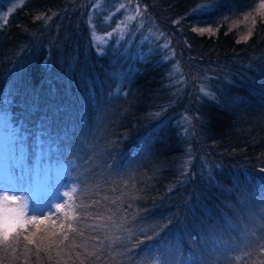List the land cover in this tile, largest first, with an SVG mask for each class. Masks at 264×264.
<instances>
[{
  "label": "trees",
  "instance_id": "16d2710c",
  "mask_svg": "<svg viewBox=\"0 0 264 264\" xmlns=\"http://www.w3.org/2000/svg\"><path fill=\"white\" fill-rule=\"evenodd\" d=\"M76 1L24 0L1 22L0 108L32 156L40 148L69 164L83 203L99 201L89 212H115L123 228L93 232L99 221L57 213L41 225L42 247L71 222L122 237L101 245L96 264H264L261 0H136L169 33L183 80L159 53L126 55L112 40L99 52ZM0 262L23 257L0 246ZM29 264L50 262L41 252Z\"/></svg>",
  "mask_w": 264,
  "mask_h": 264
},
{
  "label": "rangeland",
  "instance_id": "374dc122",
  "mask_svg": "<svg viewBox=\"0 0 264 264\" xmlns=\"http://www.w3.org/2000/svg\"><path fill=\"white\" fill-rule=\"evenodd\" d=\"M23 1L5 0L6 9L0 8V24L5 21L8 13ZM121 4L125 7L120 8ZM137 5L141 9V14L136 20L128 21L127 17L136 15ZM72 13L77 18L86 14L85 20L89 26L92 43L99 52L112 40L115 44H123L122 52L126 55L133 54L142 58L159 53L162 59L171 60L173 71L175 66L179 65L169 33L147 14L136 0H77L73 5ZM122 22H126L127 27H124ZM165 44L168 47H165ZM180 74L178 72L177 79L183 80L184 75ZM4 121L19 128L12 121L10 113L0 108V185L5 181L18 183L22 176L24 177L22 191L35 193L29 197L30 209L34 208L37 195L41 210H46L49 205L54 207L61 200L57 192L67 190L64 185L73 183L68 179L69 164L56 157L49 158L40 148L32 156L24 144L22 132L20 131L18 136L10 130L5 132ZM44 214H47V211H44Z\"/></svg>",
  "mask_w": 264,
  "mask_h": 264
},
{
  "label": "snow or ice",
  "instance_id": "6c2138e0",
  "mask_svg": "<svg viewBox=\"0 0 264 264\" xmlns=\"http://www.w3.org/2000/svg\"><path fill=\"white\" fill-rule=\"evenodd\" d=\"M124 7V4L120 5V8ZM135 12L136 15L127 17L128 21L136 20L137 16L141 14V9L138 5L136 6ZM255 12L257 15L264 17V0H261ZM250 16L252 17V23L254 25L256 21L252 12L247 13L244 16V20L247 21ZM37 19H42V17H37ZM122 24H124V27H127L126 22H122ZM193 30L201 33L212 31L211 28ZM109 35H111V33H109ZM249 36H251V29L249 30L248 36H244L242 39L247 40ZM165 47H168V45L165 44ZM175 71H181L178 64L175 66ZM200 91L207 96H213V94L206 91L203 86L200 88ZM5 102L6 101L3 99H0V104ZM157 115L159 114L157 113ZM3 127L5 132L10 130L17 136L19 135L20 129L14 127L12 123L4 121ZM41 135H43V133ZM40 144L42 147V140ZM261 171L264 172V168H262ZM23 181L24 177L21 176L18 183L5 181L0 185V246L9 250L10 254L15 257L16 260L23 257V264H29V254H35L37 259H39L40 253L44 252L47 254V259L50 264H86V261H91V264H96V261L101 260L99 253L103 251L101 245H103L105 241L112 246L122 243V237L114 233L86 236L84 230L74 227L73 224L69 222L66 228L63 223L59 225L61 229L59 233L51 231L50 234L53 238L50 239L47 247H42V243L48 238L47 233L50 230L41 228V225H46L50 220L51 223L55 225L56 221L52 220V217L57 213H63L67 221H75L78 217H82L84 220L99 221V223L87 226L93 232H99L101 229H107L109 227H114L119 231L123 228V225L117 223L114 219L115 212H113V215H106L105 212H97L93 215V213L89 212L88 209L97 206L99 201L92 200L89 204L83 203V197L77 195V193L82 192L83 189L80 188L79 184L75 183L64 185L67 190L57 192L61 200L56 203L54 207L49 205L46 210H41L39 196L37 195L34 208L30 209L29 197L35 193H24L21 188ZM260 189L264 191V178H261ZM108 199L109 197H104V200ZM112 203L115 204L116 201L113 200ZM44 211H47V215L44 214ZM29 226L34 230L30 231ZM41 232H44L46 235L40 236L38 242L37 234ZM70 233L72 234L71 238L69 235ZM153 238V236L147 237V239ZM89 241L95 242L94 250L92 251L89 250ZM22 242L26 243H23V247L21 248L20 245ZM28 245H34L35 247L34 249L29 248ZM258 248L259 254L264 256V240L258 242ZM93 257L95 259H92ZM0 264H3V262H0ZM200 264H204V261H201ZM233 264H238V257L233 258Z\"/></svg>",
  "mask_w": 264,
  "mask_h": 264
}]
</instances>
